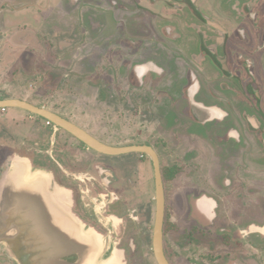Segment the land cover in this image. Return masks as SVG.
I'll use <instances>...</instances> for the list:
<instances>
[{"label": "flooded vegetation", "instance_id": "1", "mask_svg": "<svg viewBox=\"0 0 264 264\" xmlns=\"http://www.w3.org/2000/svg\"><path fill=\"white\" fill-rule=\"evenodd\" d=\"M128 1L131 0H71L69 4L78 6L77 10L86 23L95 15L97 19L101 17L98 12L107 5L114 14L123 12L126 15L121 22L124 30L121 47L126 52L125 56L123 53L119 55L122 65L117 64L113 53H108V64L111 65L105 67L109 77L104 80V73H91L93 61L99 64L100 57L88 56L90 67L81 63L79 81L70 87H75L78 93L74 98L75 107L86 111V118L89 117L88 121L91 118L93 128L73 122L58 113L57 108L47 109L83 128L102 143L119 147L97 133L101 131L105 135L104 131L109 129L107 124L105 130L102 129L100 122L112 121L114 115L111 112L108 116L95 114L97 117L91 114V110L121 106L117 97L114 103L111 102L115 89L120 87L121 97L128 102L129 108H139L160 118V132L163 129L172 137L169 145L171 159L165 167L159 136L154 141L158 145L147 142L143 132L134 134L139 136L136 143L121 145L148 146L158 155L165 197L163 254L168 263L181 264L178 261L181 255L179 244L167 240L171 233L180 239L181 233L188 243V250L200 248L202 253L200 261L193 259L187 264H264V0H258L256 4L245 0L243 4L221 2L219 7L222 10L230 9L232 17L228 21L231 27L222 20L207 16L197 5L198 0H150L151 4L146 0H132L136 9L128 6ZM7 2L13 10L17 4L26 3L25 11L30 15L27 9L29 0ZM36 2L39 7L35 9L40 11L63 4L65 0H40L44 5ZM35 13L26 20L30 24H19L18 27L29 26L46 40L49 34H55L54 29L49 24L48 31L44 30V23L38 22L39 15ZM177 13L189 14L191 20L200 25L178 19ZM183 17L184 20L187 18L186 15ZM60 22L59 26H64ZM19 32L18 35L25 34ZM32 34L27 33L24 41ZM78 35L83 37L81 26ZM96 36V42L105 51L106 33L99 32ZM79 51L90 52L88 48ZM138 54L140 60L135 61ZM86 76L88 78L84 79ZM93 83L100 87L91 88ZM104 84L107 87H102ZM93 89H99L97 96L103 95L101 99L83 93ZM103 89L107 90L106 93L114 92L108 97V94L101 93ZM123 89H126V96ZM133 90L137 96L129 97ZM67 136L73 139L69 137L71 135ZM73 140L76 145L71 146L72 150L64 147L63 158L68 159L60 161L59 172L45 171L54 176L53 187L64 188L70 194L68 207L58 202V193L55 194L56 204L66 210L60 212L62 226L63 222L65 226L73 222L75 228L72 231L81 230V234L91 240L86 241L84 251L77 249L65 256L57 249V256L51 253L56 258H52L58 264H159L154 247L157 185L152 157L144 153L102 155ZM73 150L78 153L79 166L86 165L98 177L89 178L84 173L67 169L66 163L73 159ZM10 155L7 153L5 157L0 183L9 171ZM97 157H102L106 163L97 162ZM119 158L125 159V164L119 168L112 166L111 159ZM140 167L148 171L140 175ZM126 184L137 185L135 193L141 201L140 209L133 211V204L130 205L125 194ZM152 193L154 206L150 199L145 200ZM23 212H27L25 217L37 229L32 231L31 238L36 241L32 244L40 245H32L28 251L30 263L48 260L47 235L38 230L39 221L31 218L27 208ZM12 213L2 206L0 197V252L5 253L0 264H20L11 243L18 236V227L11 228L17 219ZM144 223H151L153 227L151 238V228L144 233L151 244V255L146 252L145 257L139 254L141 243L135 240L132 232L129 233V229L134 230L135 225L140 228L145 226ZM61 244L64 243L57 242V247Z\"/></svg>", "mask_w": 264, "mask_h": 264}, {"label": "rangeland", "instance_id": "2", "mask_svg": "<svg viewBox=\"0 0 264 264\" xmlns=\"http://www.w3.org/2000/svg\"><path fill=\"white\" fill-rule=\"evenodd\" d=\"M34 2H32L31 0H29L30 4H28V8L32 10L33 12H37L35 7H39V5H37L36 0H33ZM46 1V0H44ZM42 0V2H44ZM51 1V0H49ZM59 2H62V0H57ZM71 0H65V2L63 3L65 6H67L66 4H68L69 8H67L65 15L64 14H54V17H61L63 18V16H66V18L68 16L74 17L73 18V23H71V26L73 27V29L75 30V33L78 35L80 32V26H82V18L81 15H79V10H77L78 6L75 5H69ZM174 1V0H172ZM232 4H234L233 2L243 4L244 0H198L197 5L199 7H201V10L207 15V16H211L213 18L222 20L226 23V26L231 27L232 24L231 22L228 21L230 16V9L227 8V10L225 9H221L220 3L221 2H231ZM245 1H251L252 3L256 4V2L258 0H245ZM40 2V0H38V3H42ZM146 3H150V0H146ZM207 2H209V4L207 5ZM26 3H22V4H17L16 5V10L12 9V11H25V7L26 5H24ZM47 4V3H46ZM128 6H130L131 8H137L135 6V2L128 1L126 3ZM42 5H44V3H42ZM41 6V5H40ZM206 9H203V8ZM62 8V7H60ZM231 8V7H230ZM69 9V10H68ZM10 7L9 4L7 2V0H0V16H4V12L10 11ZM30 12V11H28ZM185 12V11H184ZM187 12V11H186ZM39 15V14H38ZM177 15H179V18L177 17ZM176 17L178 19H181L183 21H187L190 23L191 21L194 23H197L198 25H200L199 22L197 21H193L191 20V16L189 14H184L182 13V15L180 13H177ZM181 15V16H180ZM184 15L187 16V18L184 20ZM40 16V15H39ZM37 16V18L39 19L38 22H47L48 17L50 16L47 13H43L41 14V16L39 17ZM25 17H31L30 15L25 16ZM175 17V16H174ZM0 19H3V17ZM22 19V18H21ZM27 19H31V18H27ZM25 19V20H27ZM52 19V16L49 17V20ZM177 22H175L174 24H176ZM173 24V23H172ZM43 29L45 30V28H48L46 26H42ZM53 27H59V26H52ZM70 35V34H69ZM80 36V35H78ZM1 52V51H0ZM1 56V55H0ZM4 60L0 58V64H2L3 67H0L1 71H0V76L2 77V75H4L3 77L7 78L5 75H7L5 72V70H3L4 67ZM100 63V62H99ZM39 65V59L37 58V56H33V55H24L22 56V59L20 60V63L17 64L15 67L18 69H20L21 74H24V80L20 83H16L15 85L17 87H20L19 90H9V89H2L0 87V96L1 97H9L12 96L14 97L15 95L17 96H21L23 99L27 98L28 101L30 103H33L34 105L40 106V107H44V108H51V109H56L59 107V109L61 111L64 112V115H66V117L70 118L73 122L76 121V123H81L82 125H85L86 127H89V129L93 128V125L91 124L92 120H89V117H87L86 111L84 109L79 110L78 108L75 107V100L74 98L76 97L77 90H75V88H70L71 86H69V88H67L68 90H65L66 87H64L65 89H54V90H46V87L44 89L43 86L45 85L43 83V81L40 80V78L42 77V70L41 68L38 67ZM41 67V65H40ZM24 69V70H23ZM23 72V73H22ZM39 72V73H38ZM11 77V74H10ZM18 77V75H17ZM56 76H54L55 79ZM33 78V79H32ZM13 80V79H12ZM12 82V81H11ZM57 83V81H56ZM116 92L114 93V97L111 99V102L114 103L116 100V97L118 99V101L122 104L121 106H114V105H109V107L107 109H94L97 110L96 114L98 115H104L106 114L107 116L109 115V113L111 112L112 115H114V120L109 121V122H105L104 120H102L100 122L101 128L105 130V125L107 124L106 128L109 130L104 131L105 135L100 133L101 131L97 132L99 134L100 137H102L105 141H108L110 143H113L119 147H122L121 145H125V144H129V143H136L137 139L139 138V136L137 135L136 137L134 136V134H138L139 132H143V134L146 137V140H148L147 142L149 143H154V145H158L157 142L155 141V138H157L159 136L160 138V151L161 154L164 156L163 159V166H168L169 164V160L171 159V152H170V139L172 138L170 136V134L166 131H164L163 129L160 132V128L162 126V120L160 118H157L156 116L154 117L153 115H150L149 113L143 111H140L139 108L136 109H132L128 107V102L124 101L125 98L121 97V88L119 87L118 89H115ZM123 94L125 93L126 96V89H123ZM107 90L103 92L101 91L102 94H104L105 96L108 94V97L112 96L111 93L113 92H107ZM131 92V91H130ZM23 93V94H21ZM84 94H87L90 98L94 96H97L99 94V89H93L91 91L86 90L85 92H83ZM25 94V95H24ZM145 95V93H142ZM137 96V93L135 92V90H133L131 93H129V97H133V96ZM71 98H70V97ZM103 96V95H102ZM102 96H97V98L101 99ZM121 97V98H120ZM96 98V99H97ZM1 99V98H0ZM97 99V100H99ZM134 100H136V97H134ZM118 102V103H119ZM123 102V103H122ZM117 103V102H116ZM110 104V103H109ZM136 105V104H134ZM76 109V113L73 111V109ZM114 107H117L115 110H111L114 109ZM78 109V110H77ZM17 113L18 116L13 117V114ZM4 114V112L2 110H0V141L1 143H5L4 145H1V149H0V153H1V157H0V178H1V172L4 170L5 168V157L7 155V153H12V152H16V153H20V155L24 156H28V158H30L35 165L37 166H41V167H45L46 169H52L54 172H59V163L60 161H63V159H68L67 158H63V153L60 151V147H62V140L63 139H59V136L57 137V142L55 144V151L54 154L52 156H45L43 154H39V153H35V154H26L24 152L23 149L20 148V144L22 143V139L25 138L26 135H24L22 133V129H20V127L26 126L32 129V132L29 133L28 137L26 138V140L28 141L27 143L32 144V145H38L40 148H43V144L47 141H50V137L52 135V132L56 129L55 128H50L47 125V121L37 117L35 115H32L26 111L20 110V109H9V114L7 115H2ZM63 115V113H61ZM15 116V115H14ZM24 117L26 119H24ZM30 117H32V119H30ZM13 118L17 119V120H13ZM81 118V119H80ZM88 119V120H87ZM104 119V118H103ZM90 123V125H89ZM6 126L8 128V126H10V130L13 131V134L16 136V134L19 136L20 139H18V146L17 148H13L14 145L13 144H9V138L5 139L4 137H7V134L4 133L2 127ZM19 127V128H18ZM2 129V130H1ZM131 130V131H130ZM52 131V132H51ZM38 133L42 134V137H39ZM4 135V137H3ZM37 136V137H36ZM38 138V139H37ZM41 142V144H40ZM43 143V144H42ZM71 154V153H70ZM77 152L73 150L71 157L75 160L73 163V160L70 162L66 163L67 169L72 171V172H76V173H84L85 175H87V177L91 178V177H98L97 175L94 174V171L91 168H87L86 165H83L85 167H80L78 164V157H77ZM38 159V160H37ZM39 159H42V161L40 162ZM97 162H103L106 163V160L103 159L102 157H97ZM113 161V163H111L112 166H119V165H123L125 164V159H111ZM17 161H20L19 159H17ZM45 162V163H44ZM148 166V165H147ZM119 168V167H118ZM122 170L124 169L123 166H121ZM150 171H152L151 166H149ZM138 171L141 173H143L144 171H148V169L144 167H140L138 168ZM136 176V174H135ZM130 184V183H129ZM126 184V186H124L125 190L127 191V196L129 197L128 202L130 203V205L133 204V211L136 209H140V205H141V201L137 198L135 190H137V185L132 187V185ZM154 194L152 193L151 195L147 196V198L145 199L146 201H148L149 199L152 201ZM153 203V201H152ZM154 206V203H153ZM181 213V212H180ZM140 214V213H139ZM139 214H136V216H138ZM142 227H138L137 225H135L132 229H129V233L132 232V236L135 238V240L139 241L141 244V248L139 249V254L143 257H145L146 252H148L149 254L151 253V250L149 249L151 244H149L146 235L144 234L148 228L152 229V225L151 223H144ZM129 228V227H128ZM131 230V231H130ZM182 231V230H181ZM180 231V232H181ZM247 232V230L244 231V233ZM153 233V229L152 231H150V238L152 236ZM179 236L181 237L179 239V237H175L174 233H171L168 237V242H177L180 246L179 252L181 253V255H179L178 257V261L181 264H187L189 262H192L193 259L195 261H200L201 258V249L200 248H196L192 251L187 249V245L188 243L186 242L185 238L183 237V235L181 233H179ZM4 252L1 251L0 252V261L2 258L4 257ZM151 255V254H150ZM8 260V259H7ZM8 263H10V261L8 260ZM12 264V263H11Z\"/></svg>", "mask_w": 264, "mask_h": 264}, {"label": "crops", "instance_id": "3", "mask_svg": "<svg viewBox=\"0 0 264 264\" xmlns=\"http://www.w3.org/2000/svg\"><path fill=\"white\" fill-rule=\"evenodd\" d=\"M9 7L10 9H13V6L11 4H9ZM66 10H67V6H65L64 4L58 3L55 7L48 6V8L45 7V8H42V10L36 12L37 15L39 14L40 16L43 13H47L48 15L50 13V16H52V19L49 20L50 16L48 17L47 22L44 23V26L46 27L49 24H51L52 26H59V24L61 23L60 21H62L64 24V26L62 27L60 26L53 27L52 28L54 29L53 33L55 34L53 35L49 34L46 40H45V36L44 37L39 36L36 33V31L31 30L29 26L24 27V28L21 26L19 29L18 27L19 24L23 25L24 23H26V26L30 24V21L27 22L25 20L27 18H31V17H25L29 15L26 11L21 10L19 12H16V11L10 10L8 11V13L4 12L3 19L2 20L0 19V51H1L0 58L4 60L3 65L5 68L3 70H5V72L8 71V73H6L7 75H5L7 78L3 77L4 75H2V77L0 76V87L2 89H9V90L14 89L15 91L20 89V87H17L15 84L20 83L24 80L25 72L24 73L22 72L23 74H21L20 69L19 68L17 69L15 66L20 63V60L22 59V56L24 55H33V56L35 55L39 59L38 67L41 68L42 70V77L40 78V80L43 81V83L45 84L42 89L46 87V90L47 89L54 90L56 88L58 89L60 88L63 90L65 89L64 87H66L65 90H68L67 88H69V86H72V85L74 86L75 82L79 81L78 80L79 79L78 69L80 67V64L82 63L85 65H88L86 67H90L91 65L90 61L87 59L88 56L100 57L101 62L99 64L98 63L95 64L93 61V68L91 69V73L92 72L96 74L97 72L99 74L104 73L105 74L104 80H107L109 77L108 74H106L107 72L106 68H109L108 66L111 65V64H108V61H109L108 56L111 53H113L111 55L113 56L114 60L115 61L118 60L117 64L119 63L120 65H122V62H121L122 57H119V55L120 53L121 54L123 53V56L126 55L125 50H122V47H121L123 34H124V30L121 27V22L123 18H125L126 16L123 12H120L122 15L117 14V13L116 15L114 14V11L111 10L107 5V6H104L101 12H98L100 15H102L98 19L96 15L94 19L91 18L90 20H88L87 23L84 22V20L82 19L81 30H83V37L84 35H86L83 38V37H79L75 33V30L73 29V27L71 26V23H73L74 17H71V16H68L67 18L66 16H63V18L54 17V12H56V14L65 15V13H67ZM29 11H30V15L31 13L32 14L35 13L30 9ZM83 25L85 26V29L83 28L84 27ZM111 28L112 30H109ZM46 29L48 31V28ZM19 31L24 32L25 34L18 35L17 33H20ZM99 32L100 34L106 33V37H105L106 42L104 44V45H107V47L104 48L106 49L105 51H107L106 53L101 48V46L98 44V42H96L97 40L96 35ZM27 33L28 34L33 33V34L30 35L29 40L24 41V36ZM110 42H112V44H110ZM29 47H30V50H29ZM33 47H35V49H33ZM82 47L85 49L88 48L90 52L82 53L81 51H79L80 49H83ZM31 48L34 51L31 50ZM103 51H104V54L102 53ZM139 55L140 54H138L135 61L140 60ZM100 64L102 65V67H100ZM0 67H3L2 64H0ZM10 74H11V77H10ZM54 76H56L55 79H54ZM86 78L88 77L86 76L84 79ZM88 81L89 80H85V82H88ZM99 87L100 85H95L94 83L93 85H91V88H99ZM102 87H107V86L104 84V86ZM0 98H1L0 100L20 99V100L29 102L27 98L23 99L20 95L19 96L15 95L14 97L10 95L9 97L0 96ZM57 110H58V113L64 114V112L61 111L59 107L57 108ZM4 114L5 115L9 114V109H6ZM91 114L95 115L96 110L94 109L91 110ZM16 116H18L17 113L13 114V117H16ZM63 116H66V115H63ZM24 119L26 118L24 117ZM30 119H32V117H30ZM13 120L15 121L17 119L13 118ZM23 125L22 127H20V129H22V133L26 136L25 138L22 139L20 148L23 149L26 154L39 153L45 156H52L55 151V144L57 142L58 136H59V139H63L62 147H60V151L62 153L64 151V147L71 149V146L74 147L76 145V142H74L73 140L74 138L72 136H69V137H72L73 139L67 138L68 134H65V132L62 130H56V131L54 130L53 132L51 131L52 135L50 137V141L48 142L46 141L44 144L42 143L43 148H40L38 145L29 144L27 143L28 141L26 140V138L28 137L29 133L32 132V129L30 127L28 128L27 125L26 126H23ZM49 127L54 128L53 126H49ZM9 128L10 126H8V128L6 126L2 127L4 133L7 134V137H4V135L3 137L5 139L9 138L10 139L9 144H13L14 145L13 148L15 149L18 146V139L20 138L17 134L15 136L13 134V131L10 130ZM38 134H39L38 135L39 137H42V134L40 133ZM66 140L68 141L67 143H66ZM4 144H5L4 142L1 143L0 141V146ZM17 159H19L20 161L22 160L30 161L32 167L36 170H39V169L46 170L45 167L35 165L34 162L30 158H28V156L23 157L22 155H20V153L12 152L8 160L16 161Z\"/></svg>", "mask_w": 264, "mask_h": 264}, {"label": "water", "instance_id": "4", "mask_svg": "<svg viewBox=\"0 0 264 264\" xmlns=\"http://www.w3.org/2000/svg\"><path fill=\"white\" fill-rule=\"evenodd\" d=\"M3 109H20L40 117L50 122L56 130L65 131L80 143L102 155L122 156L133 153H144L150 155L154 162L157 185V212L154 229L155 253L159 264H169L163 254L165 197L160 161L158 155L151 147H113L104 144L93 137L86 130L65 119L60 114L24 100H0V110ZM9 162V171L4 175L3 181L0 183V197L2 206L5 207V210H12V216H17V219L12 222L13 227L11 228L18 227V236L16 240L11 243L16 257L20 260V264H33L29 261L28 251L31 250L33 245L32 243L36 242H33L35 239L31 238V236L32 231L37 229L33 227L34 224L32 222L28 221V217H25L27 216L25 215L27 212L23 211L26 210V208L29 211L28 213L31 214V218L39 221L38 225L40 228L38 230L44 231L49 240V253H47V255H49V259L40 263L38 262L37 264H58L57 260L52 258H56L57 249H60L65 256H70L73 252L77 251V249L84 251L83 247L86 246V241L91 239L82 235L80 232L81 230L78 231L76 229V231H72L73 228H75L73 222H71L68 226H65L63 222L62 226L59 221L62 217L60 212H65L66 210H63V208L55 202L57 196L55 194H57L58 187H53V176L50 178V174L47 171L34 169L28 160H14ZM68 195L70 194L68 193ZM45 209L47 212H41ZM60 241L64 244H61V247H57V242ZM33 246L40 247V245ZM87 248L88 252L90 249L88 246ZM51 253H56V256H53Z\"/></svg>", "mask_w": 264, "mask_h": 264}, {"label": "bare ground", "instance_id": "5", "mask_svg": "<svg viewBox=\"0 0 264 264\" xmlns=\"http://www.w3.org/2000/svg\"><path fill=\"white\" fill-rule=\"evenodd\" d=\"M39 160H40V162L42 161V159H39ZM50 178H51V175H50ZM57 193H58L57 201L58 202L60 201V203L62 205H64L65 207H68V205H69V197H68L67 190H65L64 188H57Z\"/></svg>", "mask_w": 264, "mask_h": 264}, {"label": "built area", "instance_id": "6", "mask_svg": "<svg viewBox=\"0 0 264 264\" xmlns=\"http://www.w3.org/2000/svg\"><path fill=\"white\" fill-rule=\"evenodd\" d=\"M2 111L5 112L6 109H3ZM47 125H48V126H52V124H51L50 122H48V121H47Z\"/></svg>", "mask_w": 264, "mask_h": 264}]
</instances>
